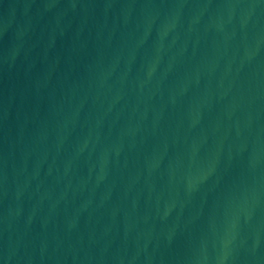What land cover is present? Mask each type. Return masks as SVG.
Here are the masks:
<instances>
[{"label":"water","instance_id":"1","mask_svg":"<svg viewBox=\"0 0 264 264\" xmlns=\"http://www.w3.org/2000/svg\"><path fill=\"white\" fill-rule=\"evenodd\" d=\"M0 264H264V0H0Z\"/></svg>","mask_w":264,"mask_h":264}]
</instances>
